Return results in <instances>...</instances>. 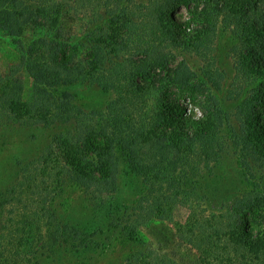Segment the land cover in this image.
Listing matches in <instances>:
<instances>
[{
    "label": "trees",
    "instance_id": "trees-1",
    "mask_svg": "<svg viewBox=\"0 0 264 264\" xmlns=\"http://www.w3.org/2000/svg\"><path fill=\"white\" fill-rule=\"evenodd\" d=\"M69 1L0 0V35L17 44L19 63L32 79L30 95L23 103L19 79L0 74V120L29 121L44 126L73 121V127L65 136L54 139L63 160L61 165L55 166L86 186L97 199L104 193H114L119 173L115 146L126 147L134 172L141 177L147 192L139 195L131 208L133 217L124 223L118 222V226L123 236L140 239L138 231L145 218L152 215L172 218L169 202L183 190L178 183L197 171L201 160V157L198 160L200 153L189 161L191 157L180 154L188 152L192 156L190 151L205 139L213 120L212 113L205 115L204 107L197 103L200 116L184 114L178 98L190 96L198 102L195 99L198 86L180 80L191 72L182 64L173 67L169 60V56L173 57L172 51L159 48L157 43L197 47L215 33L218 22H224L226 28H233L234 36L239 39L242 58L251 75L264 81V0H207L201 9L190 10L191 26L179 23L174 17V10L188 4L189 0H148L154 37L159 41L138 42L133 55L123 59L128 65L123 68V61L117 56L109 71L103 68L108 52L104 46L114 47L119 31L131 28L126 10L119 8L109 12L113 14L110 28L118 34L114 38L102 32L91 37L88 29L75 39L53 35L52 29L58 28L72 9ZM29 24L36 30L32 36L24 35ZM108 77L114 78L112 83L106 81ZM78 80L119 91L117 97L107 103L108 111L100 121L84 118L71 92L57 91L59 85ZM263 81L258 84L257 93L249 97L248 101L255 102L247 101L243 111L245 128L257 134V147L264 158V118L256 111V105L264 106ZM175 85L180 91L172 93L170 89ZM151 92H155L156 97L148 103ZM141 103L149 105L139 110V124L129 135L120 124L126 118L118 121L112 112L125 104ZM137 136L145 138L147 143L138 145ZM165 152L174 155L170 156L171 160ZM176 175L178 181H175ZM102 200L100 202L104 203ZM8 204L7 210L0 211V264H40L42 252L31 243L37 236L39 240L57 241L78 251L101 242L95 238L100 228L95 221L70 226L62 223L45 204L42 207L14 205L9 200ZM107 217L110 218L108 224L116 222L112 214ZM205 218L207 227L199 230L191 241L197 253L191 264H264V197L236 199L225 211L211 213ZM123 264L179 263L146 248L130 254Z\"/></svg>",
    "mask_w": 264,
    "mask_h": 264
},
{
    "label": "rangeland",
    "instance_id": "rangeland-1",
    "mask_svg": "<svg viewBox=\"0 0 264 264\" xmlns=\"http://www.w3.org/2000/svg\"><path fill=\"white\" fill-rule=\"evenodd\" d=\"M147 1L70 0L72 9L69 15L51 33L75 39L88 29L91 37H97L102 32L114 38L118 34L110 28L113 14L109 15V12L123 8L130 19L131 28L119 31L120 36L114 47L111 44L104 46L108 52L104 57L103 68L104 71L111 70L117 56L123 61L124 68L128 64L123 59L133 55L138 42L159 41L154 37L155 28L152 18H149ZM206 1L189 0L188 4L179 5L174 10V17L179 23L191 26L190 10L201 9ZM35 31L33 25L29 24L24 35L32 36ZM157 45L172 51L173 57L169 56V60L173 67L182 64L191 72V75H184L180 80L198 86L195 96L198 102H194L190 96L178 98L184 107V114L200 116L201 110L196 106L197 103L204 107L205 115L212 113L213 120L205 139L195 144L197 148L190 151L192 156L188 152L180 154L191 157L187 159L189 161L200 153L198 160L200 157L201 160L199 163L197 160V171L194 170L192 174L189 172L190 175L181 184L178 183L183 190L169 202L172 218L154 215L145 218L138 231L140 239L123 236L118 226V222L124 223L133 217L131 208L139 195L147 192L141 177L134 172L126 147L115 146L119 173L114 193H104L97 199L93 198L86 186L64 175L55 166L61 165L60 161L63 160L54 139L65 136L73 127V121L44 126L29 121L18 123L0 120V211L10 207L8 200L14 205L32 207L45 204L62 223L77 226L95 221L100 227L95 238L101 242L81 251L57 241H45L46 238L39 240L37 236L31 243L42 252L40 264H123L130 254L146 248L179 264H191L197 257L191 241L199 230L207 227V215L225 211L236 199L264 197V158L257 147V134L249 133L245 128L243 111L244 104L257 93L258 84L263 79L251 75L249 66L242 58L243 49L233 34V28H226L224 22H218L215 33L207 36L197 47L184 43L171 46L160 42ZM19 59L17 44L0 35V74L19 79L21 99L25 103L30 95L32 79L20 65ZM113 80V77H108L106 81L112 83ZM64 89L75 96V103L82 110L84 118L99 121L108 111L107 103L119 94L112 88L105 89L97 83L82 80L57 87V91ZM170 91L177 93L180 90L175 85ZM154 97L155 92L149 93L148 103ZM148 105L143 106L141 103L135 104V107L125 104L124 107H117L112 114L117 116L118 121L126 118L120 124L123 130L125 128V133L130 135L134 131L133 127L139 124V110H145ZM256 111L264 118V106L256 105ZM136 141L138 145L147 143L140 136L136 137ZM165 153L167 159L171 160L174 156ZM175 178L178 181L177 175ZM109 213L116 221L112 225L108 224ZM250 227L254 232L253 225Z\"/></svg>",
    "mask_w": 264,
    "mask_h": 264
}]
</instances>
